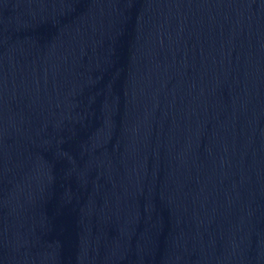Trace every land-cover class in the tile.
<instances>
[{
  "label": "water",
  "instance_id": "95a60500",
  "mask_svg": "<svg viewBox=\"0 0 264 264\" xmlns=\"http://www.w3.org/2000/svg\"><path fill=\"white\" fill-rule=\"evenodd\" d=\"M0 264H264V0H0Z\"/></svg>",
  "mask_w": 264,
  "mask_h": 264
}]
</instances>
